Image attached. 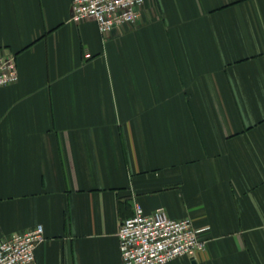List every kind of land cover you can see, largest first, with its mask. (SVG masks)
Segmentation results:
<instances>
[{
	"label": "crops",
	"instance_id": "0c3cea01",
	"mask_svg": "<svg viewBox=\"0 0 264 264\" xmlns=\"http://www.w3.org/2000/svg\"><path fill=\"white\" fill-rule=\"evenodd\" d=\"M0 241L33 264H121L138 205L203 229L195 259L264 264V0H146L102 33L71 0H0Z\"/></svg>",
	"mask_w": 264,
	"mask_h": 264
},
{
	"label": "built area",
	"instance_id": "2783aa9c",
	"mask_svg": "<svg viewBox=\"0 0 264 264\" xmlns=\"http://www.w3.org/2000/svg\"><path fill=\"white\" fill-rule=\"evenodd\" d=\"M145 1L71 0V21L92 20L100 32H110L134 24ZM17 80L15 55L0 54V87ZM202 230L190 218H170L162 207L146 214L137 205L118 229L121 264H166L178 257L195 259L205 249V242L199 238ZM43 239L41 225L9 235L0 241V264H33L35 249Z\"/></svg>",
	"mask_w": 264,
	"mask_h": 264
}]
</instances>
